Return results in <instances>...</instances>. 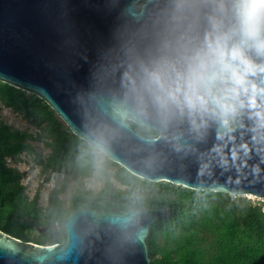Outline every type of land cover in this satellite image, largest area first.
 Here are the masks:
<instances>
[{
    "label": "water",
    "instance_id": "water-1",
    "mask_svg": "<svg viewBox=\"0 0 264 264\" xmlns=\"http://www.w3.org/2000/svg\"><path fill=\"white\" fill-rule=\"evenodd\" d=\"M142 1L0 0V82L42 99L90 146L103 124L107 150L100 152L140 179L264 199V56L252 50L251 37L243 38L252 61L251 93L236 104L235 123L226 104L215 118L166 116L148 104L144 118L126 128L98 111L94 96L123 97L126 75L137 77L142 66L172 62L179 54L169 31L174 0ZM241 1L199 0L200 9L185 26L197 38L231 31ZM132 124L159 135L145 137ZM129 209L140 212L141 238L130 239L114 222ZM171 216L170 206L81 207L43 226L53 235L62 230L61 243L25 244L0 230V264H152L151 226Z\"/></svg>",
    "mask_w": 264,
    "mask_h": 264
},
{
    "label": "trees",
    "instance_id": "trees-1",
    "mask_svg": "<svg viewBox=\"0 0 264 264\" xmlns=\"http://www.w3.org/2000/svg\"><path fill=\"white\" fill-rule=\"evenodd\" d=\"M145 0L142 1V3ZM252 0H242L249 3ZM227 116L237 121L236 104L226 103ZM10 108L38 127L37 136L0 122V230L23 243H61L64 232L41 234L43 226L55 224L81 207L150 208L172 207L169 219L156 221L147 239L152 264H264V212L245 197L225 193L199 192L168 182L140 179L105 158L102 153L75 136L46 102L34 94L0 82V111ZM134 129H141L132 124ZM31 141L50 149L43 158ZM27 152L35 155L42 172L66 175L64 185L50 193L48 206L39 204V194L30 198L21 182L23 173L7 159ZM116 166V173L112 168ZM79 187L69 204L59 198L69 178ZM103 180L100 192L85 186V179ZM115 178L126 190L117 189Z\"/></svg>",
    "mask_w": 264,
    "mask_h": 264
},
{
    "label": "clouds",
    "instance_id": "clouds-1",
    "mask_svg": "<svg viewBox=\"0 0 264 264\" xmlns=\"http://www.w3.org/2000/svg\"><path fill=\"white\" fill-rule=\"evenodd\" d=\"M200 7L199 0H174L169 31L171 43L179 54L172 62L142 66L137 77L126 75L129 83L123 97L94 96L102 115L126 128L130 122L144 118L148 104L166 116L186 113L193 118H215L223 114L226 103L246 101L251 93L249 68L252 61L247 56L249 45L243 38L251 37L252 50L264 56V0L235 5L238 9L235 27L226 32L212 31L206 38H197L191 25L185 26ZM92 136V146L106 153L105 126L101 124ZM139 218V210L129 209L114 222L122 225L130 239H138L142 236V229H138Z\"/></svg>",
    "mask_w": 264,
    "mask_h": 264
},
{
    "label": "rangeland",
    "instance_id": "rangeland-1",
    "mask_svg": "<svg viewBox=\"0 0 264 264\" xmlns=\"http://www.w3.org/2000/svg\"><path fill=\"white\" fill-rule=\"evenodd\" d=\"M0 122H4L14 129L28 132L35 136H37L40 132V129L38 127L30 124L26 119H24L21 115L17 114L10 108H2V110L0 111ZM31 144L33 145L37 153H39L43 158H47L50 149L46 148L43 142L31 141ZM104 159L105 157L102 154L100 162L102 163ZM7 162L9 166L16 167L21 173H23L21 182L24 186H26L28 196L30 198H33L37 194H39V204L43 208H46L48 206L50 193L54 190L60 189L65 183L66 175L63 173L64 177L60 181L59 186H49V184L53 181L54 172H42V168L37 164L34 154L23 152L17 157L8 158ZM117 169L118 168L114 166L111 173H116ZM84 181L86 188L92 190L95 193L100 192L105 185L103 180H96L93 177L87 178ZM110 181L117 189H127L126 186L122 185L113 177L110 179ZM78 187V182L72 177L69 178L65 189L59 195V198L64 202L65 205L69 204L70 195L74 193Z\"/></svg>",
    "mask_w": 264,
    "mask_h": 264
},
{
    "label": "flooded vegetation",
    "instance_id": "flooded-vegetation-1",
    "mask_svg": "<svg viewBox=\"0 0 264 264\" xmlns=\"http://www.w3.org/2000/svg\"><path fill=\"white\" fill-rule=\"evenodd\" d=\"M137 130V129H136ZM139 131L142 135H144L145 137H148V138H153V137H157L159 135L158 131H155V130H147L145 128H141ZM43 228V227H42ZM48 230H45V231H40L41 234H44L45 232H47Z\"/></svg>",
    "mask_w": 264,
    "mask_h": 264
},
{
    "label": "built area",
    "instance_id": "built-area-1",
    "mask_svg": "<svg viewBox=\"0 0 264 264\" xmlns=\"http://www.w3.org/2000/svg\"><path fill=\"white\" fill-rule=\"evenodd\" d=\"M245 198L248 201H251L253 204L260 206L262 208V211L264 212V199H260L252 195H246Z\"/></svg>",
    "mask_w": 264,
    "mask_h": 264
},
{
    "label": "bare ground",
    "instance_id": "bare-ground-1",
    "mask_svg": "<svg viewBox=\"0 0 264 264\" xmlns=\"http://www.w3.org/2000/svg\"><path fill=\"white\" fill-rule=\"evenodd\" d=\"M62 179L63 178L61 176H58V175L54 176L53 181L49 184V186H51V187H57V186H59V183H60V181Z\"/></svg>",
    "mask_w": 264,
    "mask_h": 264
}]
</instances>
